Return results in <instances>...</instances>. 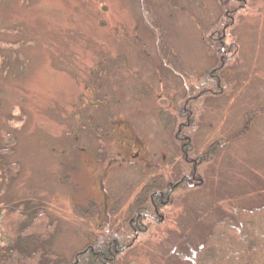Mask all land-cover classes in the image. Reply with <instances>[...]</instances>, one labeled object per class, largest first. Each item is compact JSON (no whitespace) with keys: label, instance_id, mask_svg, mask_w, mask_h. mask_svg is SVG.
<instances>
[{"label":"rangeland","instance_id":"374dc122","mask_svg":"<svg viewBox=\"0 0 264 264\" xmlns=\"http://www.w3.org/2000/svg\"><path fill=\"white\" fill-rule=\"evenodd\" d=\"M220 7L0 0V129L16 138L5 161L20 166L0 203L40 206L56 222L49 248L65 262L134 219L144 187L177 181L178 106L221 61L223 93L196 104L190 139L192 157L219 149L106 264H179L221 214L264 201V113L254 112L264 111V0H238L222 30ZM128 149L139 155L108 166Z\"/></svg>","mask_w":264,"mask_h":264},{"label":"trees","instance_id":"16d2710c","mask_svg":"<svg viewBox=\"0 0 264 264\" xmlns=\"http://www.w3.org/2000/svg\"><path fill=\"white\" fill-rule=\"evenodd\" d=\"M236 4H238V0H220V8L223 12L220 21L215 26L216 29H223L222 20L224 21L234 14L232 11ZM224 64V61H221L218 67L205 73V77L198 83L199 90L190 93L186 98L184 102L188 103L186 108L181 103L178 106L179 113L181 112L178 119L187 125L183 129L182 141L178 142L181 147L180 151L184 155V161L177 181L172 183L176 186L172 194L184 186L189 178L196 180L194 177L199 164L211 161L221 145L218 142L211 145L208 155L197 158L191 156L190 139L194 131L192 120L196 104L204 96L222 95V80L219 74L223 70ZM183 108L186 110L185 113ZM254 112L264 113L261 109ZM250 116L244 124L243 133L248 129L250 119L255 114L252 113ZM15 139L12 132L0 129V186L3 189H8L20 172L18 163L5 161L6 157L12 154ZM169 189L158 187L155 184L142 189L141 203L144 201V207L147 208L145 211L148 214L153 215L150 195L156 191L166 195ZM1 204L2 202L0 203V264H101L102 259L99 253L102 252L107 258H112L113 251L119 254L121 250L123 252L129 248L131 243L129 234L132 233V230L129 223L126 222L120 230L107 237L106 240L98 241L97 245L89 244L83 251L77 253L72 261L65 262L61 256L49 248L50 241L57 229L56 222L44 214L40 206L34 205L32 201L18 202L12 207ZM156 204H160L159 199H156ZM30 209L31 212L28 213L27 210ZM128 241L130 242L126 243ZM215 244H219V248ZM178 263L264 264V201L255 207L236 206L229 213L221 214L210 224L208 231L199 243L181 252Z\"/></svg>","mask_w":264,"mask_h":264},{"label":"flooded vegetation","instance_id":"af4514ba","mask_svg":"<svg viewBox=\"0 0 264 264\" xmlns=\"http://www.w3.org/2000/svg\"><path fill=\"white\" fill-rule=\"evenodd\" d=\"M188 103H183V107L186 108ZM183 108V112L185 113L186 110ZM181 114V112L179 113ZM108 120V118H107ZM111 120V119H110ZM118 123H121L122 121H116ZM186 128V124L184 123H180L179 124V127H178V130L177 132L174 134V139H175V142L178 143L180 141H182V133H183V129ZM128 146H131L130 144H128ZM133 147V146H132ZM129 150V149H128ZM130 152H122V151H119V153L116 154V156L114 157L112 163H108V166H111L113 165L116 161H117V157H122V155H125L126 156V159H131L133 157H135L136 155L138 156L139 154H134L131 155V150H129ZM123 160H125V158H123ZM139 161V160H138ZM194 180L193 178H189L188 181H191ZM157 186V185H156ZM159 187V186H158ZM169 191L166 193V195H163V193H161L160 191H156V192H153L151 195H150V201H151V204L153 205V215L152 214H148L145 210L147 208L144 207V201L142 203H140L138 206L139 208L136 210V217L133 219L131 218L129 220V225L131 226V230L133 232V234L135 235L133 240L131 241L129 247H131L137 240V236L139 235V219H147V220H155V219H162L163 217L160 215V210H162L163 207L169 205L170 203V197L172 195V191L176 188L175 185H170L169 186ZM156 199H159L160 200V204H156ZM134 222V223H133ZM120 230V229H118ZM99 256L101 257L102 261H101V264H106L108 261L110 260H113V255L111 256L112 258H107L106 255H104V253H99Z\"/></svg>","mask_w":264,"mask_h":264}]
</instances>
